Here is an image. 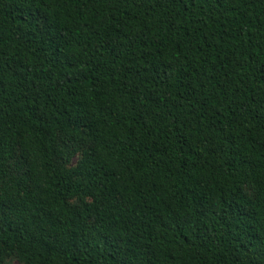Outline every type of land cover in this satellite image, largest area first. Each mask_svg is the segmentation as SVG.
Instances as JSON below:
<instances>
[{
    "label": "trees",
    "instance_id": "16d2710c",
    "mask_svg": "<svg viewBox=\"0 0 264 264\" xmlns=\"http://www.w3.org/2000/svg\"><path fill=\"white\" fill-rule=\"evenodd\" d=\"M10 257L264 264V0H0Z\"/></svg>",
    "mask_w": 264,
    "mask_h": 264
},
{
    "label": "rangeland",
    "instance_id": "374dc122",
    "mask_svg": "<svg viewBox=\"0 0 264 264\" xmlns=\"http://www.w3.org/2000/svg\"><path fill=\"white\" fill-rule=\"evenodd\" d=\"M73 150L71 147L69 152H65V161L69 163V165H75L78 160L81 158L82 153L81 152H76L74 155H70L69 153ZM26 169L20 159H17L15 163L13 164V173L16 176L23 175L25 174ZM246 191L249 193L250 196H254V191L251 188H247ZM82 201H72L70 203L71 206L74 207H81L82 206ZM5 264H21L16 257H10L6 260Z\"/></svg>",
    "mask_w": 264,
    "mask_h": 264
},
{
    "label": "snow or ice",
    "instance_id": "6c2138e0",
    "mask_svg": "<svg viewBox=\"0 0 264 264\" xmlns=\"http://www.w3.org/2000/svg\"><path fill=\"white\" fill-rule=\"evenodd\" d=\"M49 2H52V3H55L56 2V0H45V3L47 4V3H49ZM63 2L64 3H75L76 2V0H63ZM85 2H87V0H85Z\"/></svg>",
    "mask_w": 264,
    "mask_h": 264
}]
</instances>
